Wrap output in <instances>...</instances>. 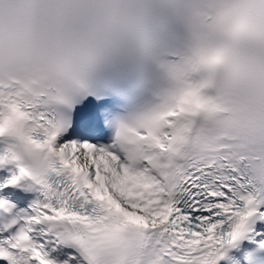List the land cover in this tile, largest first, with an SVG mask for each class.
<instances>
[{
	"label": "snow or ice",
	"instance_id": "1",
	"mask_svg": "<svg viewBox=\"0 0 264 264\" xmlns=\"http://www.w3.org/2000/svg\"><path fill=\"white\" fill-rule=\"evenodd\" d=\"M172 3L143 98L138 0H0V264H264V0Z\"/></svg>",
	"mask_w": 264,
	"mask_h": 264
},
{
	"label": "clouds",
	"instance_id": "2",
	"mask_svg": "<svg viewBox=\"0 0 264 264\" xmlns=\"http://www.w3.org/2000/svg\"><path fill=\"white\" fill-rule=\"evenodd\" d=\"M189 30H190V33H191V36H192V33L195 31V26L194 25L189 26Z\"/></svg>",
	"mask_w": 264,
	"mask_h": 264
}]
</instances>
